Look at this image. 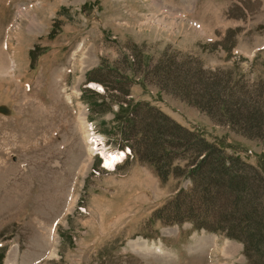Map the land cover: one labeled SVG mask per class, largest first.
<instances>
[{
	"label": "rangeland",
	"instance_id": "obj_1",
	"mask_svg": "<svg viewBox=\"0 0 264 264\" xmlns=\"http://www.w3.org/2000/svg\"><path fill=\"white\" fill-rule=\"evenodd\" d=\"M161 61L238 76L264 130V0H0V104L12 109L0 113V264H248L227 237L250 228L233 191L201 201L198 217L167 220L191 186L187 163L158 177L117 132L127 126L118 101L145 102L264 172V140L165 85ZM84 119L109 151H126L113 169L88 153Z\"/></svg>",
	"mask_w": 264,
	"mask_h": 264
},
{
	"label": "trees",
	"instance_id": "obj_2",
	"mask_svg": "<svg viewBox=\"0 0 264 264\" xmlns=\"http://www.w3.org/2000/svg\"><path fill=\"white\" fill-rule=\"evenodd\" d=\"M174 67L171 62L162 61L155 66V72L162 76L165 85L166 83L173 85L178 94L210 116L220 115L228 123L241 122L239 134L242 136L264 140L263 123L257 122L256 116H252L255 119L252 120L247 115L251 112L247 106L250 97H247L243 91L245 83L238 76L232 78V74L222 76L221 72H217L218 80L215 79L216 73L214 75L209 73L207 79L200 73L194 76L191 70L182 72ZM172 70L174 73L182 72L184 76L181 77L180 73L174 74ZM199 72L206 74L209 71ZM121 90L128 94L122 87ZM98 96L100 98V95ZM260 96L263 98V93H259ZM240 97L247 99L240 100ZM115 101L117 102L116 99ZM102 102L104 106L105 101ZM118 102L121 105L119 104V112L115 118L125 122L127 126H117V132L124 140H132L133 143L131 142L129 147L140 162L151 165L159 177L173 173L176 159L184 161L189 167L187 176L191 180V186L187 190L180 189L168 202L167 220L174 222L190 219L191 216L198 217L199 211L196 207L201 201L204 203L218 199L220 201L223 199L219 194L220 190L233 191L231 195L233 198L229 204L234 203L235 208L237 205L242 207L250 221L248 226L250 228L244 225L233 226L239 227L240 232L230 233L227 237L243 243V254L248 264H264V172L261 168L243 160L235 153H229L227 148L205 139L201 134L178 124L154 106L148 105V108L142 111L147 105L145 102L137 101L133 105L125 100ZM123 103L127 105L125 108L122 107ZM259 106L261 109L259 120L263 122V105L260 99ZM241 110L244 111L240 113L241 117L237 118L234 112L239 113ZM139 120L141 126H135L134 122ZM164 120H168L165 131H163V125H166ZM151 126L154 128L151 129ZM223 211L231 212L225 207ZM222 216L226 218L225 214ZM194 226L215 231L198 222H195ZM230 230L232 231L231 228ZM3 256L0 255V262Z\"/></svg>",
	"mask_w": 264,
	"mask_h": 264
},
{
	"label": "bare ground",
	"instance_id": "obj_3",
	"mask_svg": "<svg viewBox=\"0 0 264 264\" xmlns=\"http://www.w3.org/2000/svg\"><path fill=\"white\" fill-rule=\"evenodd\" d=\"M29 25H30L29 27H31V28H34L36 26V24L34 22H31ZM89 86L93 87V86H96V84L90 83ZM83 128L87 132L85 121H84ZM89 129H90V131H92V127H89ZM84 139H85V143H87V145H88V153L89 154L96 152V150L100 151V153H101L100 158L103 161L102 168H104L106 170L113 169L115 166H117L119 163H121L126 158V151L125 150H123V151L106 150L104 145L100 147L101 141L94 139V137H92V142H93V144H95L97 146L93 145L92 143H90L91 137H89L88 133H85ZM99 147H100V149H99Z\"/></svg>",
	"mask_w": 264,
	"mask_h": 264
},
{
	"label": "crops",
	"instance_id": "obj_4",
	"mask_svg": "<svg viewBox=\"0 0 264 264\" xmlns=\"http://www.w3.org/2000/svg\"><path fill=\"white\" fill-rule=\"evenodd\" d=\"M229 247H233V251H234V254H239L242 250V245L239 244V243H234V242H231L229 244Z\"/></svg>",
	"mask_w": 264,
	"mask_h": 264
},
{
	"label": "water",
	"instance_id": "obj_5",
	"mask_svg": "<svg viewBox=\"0 0 264 264\" xmlns=\"http://www.w3.org/2000/svg\"><path fill=\"white\" fill-rule=\"evenodd\" d=\"M0 113L3 115H10L11 114V109H9L7 106L0 104Z\"/></svg>",
	"mask_w": 264,
	"mask_h": 264
}]
</instances>
